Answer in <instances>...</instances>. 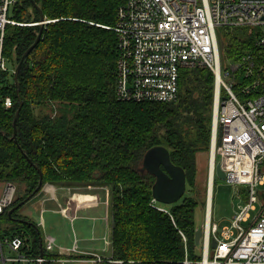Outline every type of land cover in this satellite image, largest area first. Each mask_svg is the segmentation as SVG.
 Here are the masks:
<instances>
[{
    "label": "trees",
    "instance_id": "1",
    "mask_svg": "<svg viewBox=\"0 0 264 264\" xmlns=\"http://www.w3.org/2000/svg\"><path fill=\"white\" fill-rule=\"evenodd\" d=\"M124 1L35 0L50 22L20 71L19 96L14 80L5 89L15 106L0 113V181L16 185L12 207L37 188L38 169L43 176L39 192L47 184L100 187L109 199L114 260L181 264L183 235L191 254L196 248L195 212L201 204L197 156L211 146L215 76L208 68L183 69L176 102L119 100L117 38L109 27ZM15 18L22 24L9 25L5 39V54L13 65L40 31L30 25L40 20L31 0H19ZM223 30V55L232 60L255 55L264 80V47L256 45L254 30ZM19 100L23 105L14 140ZM154 146L169 150L189 185L190 193L168 213L153 202L155 177L142 170L144 154ZM18 213L3 218L13 230L29 234L35 253H40L41 230ZM45 256L60 257L56 252Z\"/></svg>",
    "mask_w": 264,
    "mask_h": 264
},
{
    "label": "built area",
    "instance_id": "2",
    "mask_svg": "<svg viewBox=\"0 0 264 264\" xmlns=\"http://www.w3.org/2000/svg\"><path fill=\"white\" fill-rule=\"evenodd\" d=\"M18 4L19 0H0V113L15 106L13 97L5 92L12 84L5 39L9 25L22 24L15 19ZM239 27L253 29L256 45L264 47V0H125L117 9L115 23L109 27L117 38L116 96L119 100L176 102L183 69L208 68L213 72L210 158L221 164L225 180L249 187L246 204L233 220L232 227L240 230L234 239L230 237L231 228L219 231L218 225L212 222L216 166L212 167L201 247L196 245L191 254L183 235L185 256L181 264H264V192L258 191V186L264 184L263 74L251 53L237 60L228 58L226 66L221 59L220 31ZM16 191L14 183L0 181V220L9 214ZM153 202L158 204L154 198ZM257 202L260 209L255 218L249 226H242L251 219L250 211L256 209ZM157 209L169 212L163 205H157ZM61 213L71 220L76 218V213L68 208H61ZM46 239L41 257L35 253L28 234L13 230L9 222L0 221V264H45L47 261L123 264L112 255H102L108 251L106 248L103 253L81 250L77 238L69 248L58 246L54 237ZM104 240L108 243L109 239ZM49 252H56L60 257L45 256Z\"/></svg>",
    "mask_w": 264,
    "mask_h": 264
},
{
    "label": "rangeland",
    "instance_id": "3",
    "mask_svg": "<svg viewBox=\"0 0 264 264\" xmlns=\"http://www.w3.org/2000/svg\"><path fill=\"white\" fill-rule=\"evenodd\" d=\"M13 12V8L11 10ZM16 19V18H15ZM30 25H34L31 23ZM224 30L222 29L221 32ZM221 59L223 64L226 66L227 58L223 55V50L221 49ZM8 68L11 75V80L13 81L12 73H13V64L11 61L8 62ZM218 156L220 157L219 153ZM211 146L210 150L207 152L199 153L197 156V185L199 190V199L201 204L197 207L195 212V225L197 229H202L204 227L205 222V212H206V205H207V196L206 193L208 192V180L210 176V162H211ZM217 161V160H216ZM143 170V169H142ZM44 186L43 188H45ZM42 188V190H43ZM42 190L34 196L28 203L18 209V215H21V218H28L32 224H35L41 230L42 234V242L44 245L47 243V236L53 237L55 235L56 229H54L51 225H53V214L48 215V212H44L43 215L41 214V207L39 205H35L37 198L41 195ZM104 191V190H102ZM258 191L264 192V184L258 186ZM104 193H106L104 191ZM189 192V185H187L186 194ZM213 201H212V209H211V216L212 222L218 225L219 231H222L224 228H231L232 235L234 239L238 237L240 230L238 228L232 227L234 217L236 216L237 212L240 210L241 206L246 204V200L248 198L249 187L245 184H237V183H230L225 179H220L218 177L215 178L214 182V192H213ZM184 195V196H185ZM179 202V201H178ZM177 202V203H178ZM176 204V203H175ZM164 205L168 209H170L173 205ZM256 209L250 211L251 219L249 221H244L242 226L247 227L252 221V218H255L257 212L260 209V203H255ZM41 220L45 222L44 226L41 223ZM2 223L7 222L4 218L0 220ZM90 221H77L74 223L76 228V232L78 233V237L80 239L79 247L81 250L86 251L85 245L86 241L91 236V224ZM8 223V222H7ZM11 224V223H9ZM12 226V224H11ZM53 229H50L49 227ZM29 235V234H28ZM105 236L108 237V252L103 253L104 256H109L111 253V229L109 231H105ZM103 235V236H104ZM72 225L71 221L62 220L61 215L57 214V245L61 248H69L72 246ZM86 238V239H85ZM85 239V241L83 240ZM198 248L201 245H197ZM187 248H190L187 245ZM5 250L9 252V249L5 247ZM64 264H94L92 262H67Z\"/></svg>",
    "mask_w": 264,
    "mask_h": 264
},
{
    "label": "water",
    "instance_id": "4",
    "mask_svg": "<svg viewBox=\"0 0 264 264\" xmlns=\"http://www.w3.org/2000/svg\"><path fill=\"white\" fill-rule=\"evenodd\" d=\"M32 5L36 8L39 13L40 17V31L37 34L35 41L31 44V46L24 52L20 61L15 63L14 69V86L16 88V92L19 96L20 92V81H19V74L21 69L23 68L26 60L28 59L30 53L37 47L40 42L42 36V29L45 24V16L43 14L42 8L35 2V0H31ZM224 43L221 41V46ZM23 105V101L19 100V106L15 113L14 120H13V139L16 140L17 135V119L19 115V110ZM143 170L151 173L155 177V183L153 184L152 194L153 198L164 205H172L180 201L184 195L186 194V173L185 170L175 165L170 157L169 150L164 146H154L147 150L143 157ZM40 179L37 188L27 196L23 201L19 202L17 205L12 207L9 210V215H12L15 210L20 209L26 203H28L34 196H36L42 186L43 183V176L41 170H39ZM215 175L220 179H225L226 174L221 168V164L217 163L215 168ZM37 227L36 225H34ZM203 235L202 229H197L195 232V244L199 245L201 237ZM213 247L216 246L215 241L212 242ZM43 242L42 238H40V256H43Z\"/></svg>",
    "mask_w": 264,
    "mask_h": 264
},
{
    "label": "crops",
    "instance_id": "5",
    "mask_svg": "<svg viewBox=\"0 0 264 264\" xmlns=\"http://www.w3.org/2000/svg\"><path fill=\"white\" fill-rule=\"evenodd\" d=\"M100 187H74L64 188L55 185L47 184L42 190V194L37 198L35 205H39L44 212H48V215H54L53 225L56 229L53 236L57 244V214L61 215L62 220L71 221L72 225V242L77 238L79 243L80 239L74 223L77 221H90L91 224V236L89 241L87 239L84 246L86 251L103 253V250L108 249V243H105L104 238L105 231L111 229V219L108 207V194L102 191ZM61 208H68L72 213H76V218L65 217L61 213ZM43 212V213H44ZM43 215V214H42ZM71 215V214H70ZM72 217V215L70 216ZM43 226L45 222L41 220ZM50 229H53L52 227ZM104 235V236H103ZM86 239V238H85ZM85 239H83L85 241ZM73 244V243H72ZM108 252V251H107ZM111 255V253H110Z\"/></svg>",
    "mask_w": 264,
    "mask_h": 264
},
{
    "label": "bare ground",
    "instance_id": "6",
    "mask_svg": "<svg viewBox=\"0 0 264 264\" xmlns=\"http://www.w3.org/2000/svg\"><path fill=\"white\" fill-rule=\"evenodd\" d=\"M45 21H46V18H45ZM39 23H40V21L39 22H37V24H34V25H38L39 26ZM46 24V23H45ZM9 59V58H8ZM9 61H10V59H9ZM13 64V63H12ZM13 67H14V69H15V65H13ZM14 69H13V73H12V75H13V80H14ZM216 166V163H214L213 161H212V158H211V162H210V174H211V170H212V167H215ZM212 180H211V178H210V190H211V188H212V182H211ZM186 190H187V187H186Z\"/></svg>",
    "mask_w": 264,
    "mask_h": 264
}]
</instances>
